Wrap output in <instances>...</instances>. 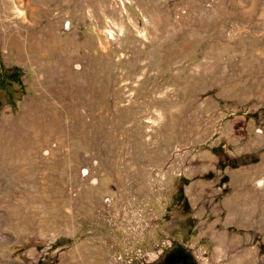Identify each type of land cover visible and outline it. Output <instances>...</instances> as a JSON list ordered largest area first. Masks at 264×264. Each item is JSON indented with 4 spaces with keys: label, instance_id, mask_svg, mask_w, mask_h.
Segmentation results:
<instances>
[{
    "label": "rangeland",
    "instance_id": "374dc122",
    "mask_svg": "<svg viewBox=\"0 0 264 264\" xmlns=\"http://www.w3.org/2000/svg\"><path fill=\"white\" fill-rule=\"evenodd\" d=\"M5 73L0 264H264V0H0Z\"/></svg>",
    "mask_w": 264,
    "mask_h": 264
},
{
    "label": "water",
    "instance_id": "95a60500",
    "mask_svg": "<svg viewBox=\"0 0 264 264\" xmlns=\"http://www.w3.org/2000/svg\"><path fill=\"white\" fill-rule=\"evenodd\" d=\"M263 180L259 181L261 184ZM122 264H202L194 248L187 242L169 237L166 244L135 262Z\"/></svg>",
    "mask_w": 264,
    "mask_h": 264
},
{
    "label": "trees",
    "instance_id": "16d2710c",
    "mask_svg": "<svg viewBox=\"0 0 264 264\" xmlns=\"http://www.w3.org/2000/svg\"><path fill=\"white\" fill-rule=\"evenodd\" d=\"M6 74L8 75V73H5L4 76H2V77L0 76V88L9 87V86H10V82L14 81V80H13V75H12V74H9L8 77H5ZM212 149H213L214 151H216L217 153H222V151H220L218 147H213ZM240 159H242V160H241V163H242V164H246V163H250V162H256V161H258V156L252 158L251 160H246V158H243V156H242ZM237 165H238V164H237L236 160H233V161H232V166H237Z\"/></svg>",
    "mask_w": 264,
    "mask_h": 264
},
{
    "label": "bare ground",
    "instance_id": "6f19581e",
    "mask_svg": "<svg viewBox=\"0 0 264 264\" xmlns=\"http://www.w3.org/2000/svg\"><path fill=\"white\" fill-rule=\"evenodd\" d=\"M48 1V0H47ZM18 12L20 13V14H23V9H21V8H18ZM96 183V182H95Z\"/></svg>",
    "mask_w": 264,
    "mask_h": 264
}]
</instances>
